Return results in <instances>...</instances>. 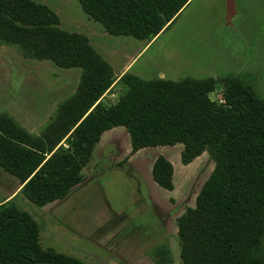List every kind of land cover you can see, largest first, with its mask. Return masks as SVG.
Segmentation results:
<instances>
[{
  "label": "trees",
  "instance_id": "16d2710c",
  "mask_svg": "<svg viewBox=\"0 0 264 264\" xmlns=\"http://www.w3.org/2000/svg\"><path fill=\"white\" fill-rule=\"evenodd\" d=\"M77 1L107 34L149 42L188 0ZM0 42L16 45L23 56L81 70L40 137L0 115V168L18 179L28 201L42 206L64 198L82 181L102 132L121 126L130 152L179 143L181 164L202 152L213 163L194 205L176 217L181 264H262L264 100L250 83L223 76L222 101H216L208 97L211 76L143 79L124 72L118 79L124 92L104 106L96 101L114 80L110 65L84 34L60 28L56 13L34 0H0ZM64 137L67 146L57 145ZM150 175L172 190V165L163 155L154 158ZM37 236L36 223L11 198L0 202V264H86L42 249ZM151 257L152 264H169L168 245L155 244Z\"/></svg>",
  "mask_w": 264,
  "mask_h": 264
},
{
  "label": "rangeland",
  "instance_id": "374dc122",
  "mask_svg": "<svg viewBox=\"0 0 264 264\" xmlns=\"http://www.w3.org/2000/svg\"><path fill=\"white\" fill-rule=\"evenodd\" d=\"M35 1L59 6L60 28L74 30L70 15L86 18L76 0ZM90 32V46L115 76L96 101L104 106L124 92L118 81L124 72L143 79L211 76L215 87L208 97L216 101H222L221 78L234 74L264 100V0H188L149 42L105 36L94 28ZM80 72L23 56L16 45L0 42V115L40 137L58 104L77 86ZM127 137L123 127L102 134L82 169V181L64 198L42 206L28 201L18 191V179L0 168V202L11 198L36 223L42 249L86 264H152V247L164 243L170 249L169 264H181L176 217L194 205L213 163L203 152L188 165L181 164L179 143L145 147L134 154ZM57 145L66 147L65 137ZM158 154L172 165V190L151 178ZM259 255L264 264V234Z\"/></svg>",
  "mask_w": 264,
  "mask_h": 264
},
{
  "label": "crops",
  "instance_id": "0c3cea01",
  "mask_svg": "<svg viewBox=\"0 0 264 264\" xmlns=\"http://www.w3.org/2000/svg\"><path fill=\"white\" fill-rule=\"evenodd\" d=\"M35 1V0H34ZM77 1V0H76ZM39 2V1H38ZM77 3H78V1H77ZM79 4V3H78ZM46 5V4H45ZM59 5H60V3H59ZM79 7H80V5H79ZM50 8V7H49ZM51 10H53L55 13H56V15H57V17H58V14H59V11H60V8H59V6L58 7H51L50 8ZM81 9V8H80ZM81 11H82V9H81ZM83 12V11H82ZM83 14L86 16V18H79L78 16H76V15H70L69 16V21H70V24L72 25L71 27V29H74V30H67V31H69V32H76V33H81V34H84L86 37H87V39H88V43L90 42H92L93 43V41H91V39H90V36H89V34L91 33L90 32V29L91 28H94L96 31L97 30H100L102 33L101 34H103V35H109V34H107L104 30H103V28L100 26V24L99 23H97V22H95L94 20H92L91 18H89L84 12H83ZM91 20V21H90ZM59 21H60V18L58 17V24H59ZM95 22L96 24H94L93 22ZM98 24V25H97ZM86 25H88V26H86ZM82 26H86L85 28H84V30L81 28ZM63 29V28H62ZM64 30H66V29H64ZM105 35V36H106ZM111 36H113V35H111ZM89 43V44H90ZM94 45V44H93ZM102 57V56H101ZM103 58V57H102ZM104 59V58H103ZM105 60V59H104ZM106 61V60H105ZM107 62V61H106ZM108 63V62H107ZM109 64V63H108ZM110 65V64H109ZM111 67V66H110ZM117 127H121V126H117ZM114 128L115 127H113V128H110V129H108V130H105L104 132H102V134H104V133H106V134H108V136L109 135H112V132H114ZM125 130V129H124ZM126 132V131H125ZM101 134V135H102ZM101 135H100V138H99V140H98V143L100 142V139H101ZM127 136H128V134H127ZM128 138V137H127ZM128 143H129V139H128ZM97 144V143H96ZM129 146V145H128ZM170 146V145H169ZM172 146V145H171ZM149 147H151V146H149ZM145 148V147H144ZM181 148H182V145H181ZM181 148H180V150H181ZM141 149H143V148H141ZM141 149H139V150H141ZM139 150H137V151H135L134 152V154L136 153V152H138ZM203 153V152H202ZM201 153V154H202ZM200 154V155H201ZM161 155H163L166 159H167V157L164 155V154H161ZM199 155V156H200ZM198 157V156H197ZM195 159V158H194ZM193 159V160H194ZM168 160V159H167ZM192 160V161H193ZM191 161V162H192ZM191 162H189V163H191ZM188 163V164H189ZM188 164H186V165H188ZM154 182V181H153Z\"/></svg>",
  "mask_w": 264,
  "mask_h": 264
},
{
  "label": "water",
  "instance_id": "95a60500",
  "mask_svg": "<svg viewBox=\"0 0 264 264\" xmlns=\"http://www.w3.org/2000/svg\"><path fill=\"white\" fill-rule=\"evenodd\" d=\"M70 127H72V126H70Z\"/></svg>",
  "mask_w": 264,
  "mask_h": 264
}]
</instances>
